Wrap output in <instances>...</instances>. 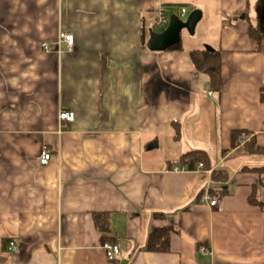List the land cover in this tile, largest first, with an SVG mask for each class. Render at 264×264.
<instances>
[{
  "label": "crops",
  "instance_id": "0c3cea01",
  "mask_svg": "<svg viewBox=\"0 0 264 264\" xmlns=\"http://www.w3.org/2000/svg\"><path fill=\"white\" fill-rule=\"evenodd\" d=\"M260 1L0 0V264H264V177L252 172L264 155L245 148H264ZM160 7L202 13L181 48L148 49L151 31H164ZM61 32L74 50L44 51ZM197 50L220 53L219 91L193 63ZM192 151L210 168L178 164ZM256 185L262 207L249 200ZM163 227L169 252L148 251ZM105 243L119 247L116 260Z\"/></svg>",
  "mask_w": 264,
  "mask_h": 264
},
{
  "label": "trees",
  "instance_id": "16d2710c",
  "mask_svg": "<svg viewBox=\"0 0 264 264\" xmlns=\"http://www.w3.org/2000/svg\"><path fill=\"white\" fill-rule=\"evenodd\" d=\"M250 34L252 37L256 38L259 35V32L256 29H250ZM177 48H181L180 45ZM193 63L195 64L197 70L201 74H205L210 79V85L213 90L219 91L222 86V62L219 52H211L205 50H197L190 53ZM262 100L264 102V94L262 95ZM242 133L234 132L233 134V147L238 146ZM180 132L179 125H175V136L174 139L179 140ZM245 148L251 155H264V148H260L256 145L255 141H249L245 144ZM202 162L205 169L210 168V158L203 151H192L187 154H184L181 157L179 165H188L189 168L193 169L198 163ZM252 172L257 173L260 176L264 177V168L252 170ZM224 172L215 171L214 172V181L223 183L227 182V176L224 175ZM254 187V186H253ZM257 185L254 187L252 194L249 197L250 203L262 207L263 204L257 199ZM224 193V192H223ZM96 224L99 227L100 231L103 232L105 237H107L109 227L106 215L96 216ZM172 228L163 227L156 229L150 236L148 240L147 250L150 252L156 253H166L170 250V240H171Z\"/></svg>",
  "mask_w": 264,
  "mask_h": 264
},
{
  "label": "built area",
  "instance_id": "2783aa9c",
  "mask_svg": "<svg viewBox=\"0 0 264 264\" xmlns=\"http://www.w3.org/2000/svg\"><path fill=\"white\" fill-rule=\"evenodd\" d=\"M187 13V9L181 8V17L184 18L185 15ZM169 22V18H168V14L166 13V11L163 9V7H160L158 10V16L155 22V26L158 29H163L168 25ZM62 45H65L69 48L70 51L74 50V46H75V38L74 35L71 33H65V32H61L59 34L58 37V41L53 44H43V49L46 52H59V49ZM59 119L61 122H65V123H73L75 121V113L73 112H67V111H61L60 115H59ZM51 160V153L49 152V150L47 148H44L39 161L42 165H47ZM204 165L201 163L198 165V171L203 170ZM174 171L176 172H181V171H189V168L187 166L184 167H176L174 169ZM207 200L210 202V206L212 208H218L220 206V198L219 196H207ZM16 243L13 241L9 244L8 250L9 251H15L16 250ZM104 250L106 253V257L109 261H114L117 259L118 255L120 254V249L117 245L111 244V243H105L104 244ZM202 253L203 254H209V251L207 248H202Z\"/></svg>",
  "mask_w": 264,
  "mask_h": 264
},
{
  "label": "water",
  "instance_id": "95a60500",
  "mask_svg": "<svg viewBox=\"0 0 264 264\" xmlns=\"http://www.w3.org/2000/svg\"><path fill=\"white\" fill-rule=\"evenodd\" d=\"M258 19L264 22V0H261L256 10ZM202 19L200 11H194L185 19L178 16H171L168 27L161 33L151 31L147 47L150 51H166L182 41V32L186 30L193 35L198 23Z\"/></svg>",
  "mask_w": 264,
  "mask_h": 264
},
{
  "label": "rangeland",
  "instance_id": "374dc122",
  "mask_svg": "<svg viewBox=\"0 0 264 264\" xmlns=\"http://www.w3.org/2000/svg\"><path fill=\"white\" fill-rule=\"evenodd\" d=\"M168 17H169V16H168ZM152 18H153V15H152ZM154 29H155V27H154ZM164 29H165V28H164ZM164 29H155V30H162V31H163Z\"/></svg>",
  "mask_w": 264,
  "mask_h": 264
}]
</instances>
